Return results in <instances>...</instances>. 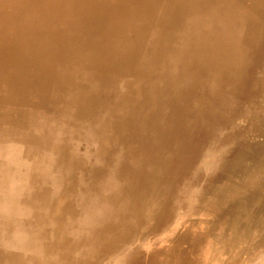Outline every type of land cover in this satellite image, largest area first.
I'll list each match as a JSON object with an SVG mask.
<instances>
[{"label":"rangeland","instance_id":"1","mask_svg":"<svg viewBox=\"0 0 264 264\" xmlns=\"http://www.w3.org/2000/svg\"><path fill=\"white\" fill-rule=\"evenodd\" d=\"M0 264H264V0H0Z\"/></svg>","mask_w":264,"mask_h":264}]
</instances>
